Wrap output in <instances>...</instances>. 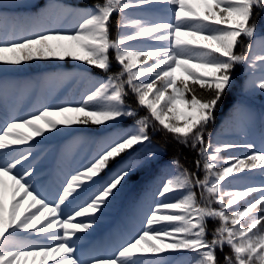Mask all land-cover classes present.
<instances>
[{"label": "snow or ice", "instance_id": "1", "mask_svg": "<svg viewBox=\"0 0 264 264\" xmlns=\"http://www.w3.org/2000/svg\"><path fill=\"white\" fill-rule=\"evenodd\" d=\"M7 6L21 5L18 0H7ZM144 6H162L152 10L170 11L171 19L130 15V9ZM114 13L121 19L114 25L116 36L112 38ZM262 14L264 0H102L89 12L60 9V16L77 18L70 31L33 30L11 40L0 36L2 66L70 58L109 73L113 60L118 65L81 103L44 106L0 125V264H27L28 257H32L31 264H47L49 258L55 264H165L163 253L186 255L184 264H264V186L230 190L221 183L245 168L264 170V150L257 151L253 144L214 146L210 136L205 138L236 65H246L252 88L264 92V45L256 43L255 22ZM133 41H141L142 46ZM245 41V51L237 54L236 47ZM177 70L185 77L179 82ZM130 94L136 108L125 103ZM138 108L144 110L143 116ZM125 118L133 120L131 127L103 142L51 200L34 185L35 169L27 163L31 147H14L29 145L36 137L47 138L46 132L58 134L63 131L61 126L115 129ZM150 130L195 151L196 170L182 169L174 160L176 171L156 192L159 202L145 214L141 230L111 256L81 259L75 241L82 237L77 233L94 227L96 214H102L115 197L118 186L131 174L132 164L121 166L106 180L104 171L114 160L149 143ZM241 147L247 155L229 156L231 166L218 171L221 152ZM257 191L258 196L245 200ZM176 193L180 195L173 198L171 194ZM85 195L83 203H77ZM26 201L30 203L24 208ZM238 201L244 203L233 208ZM257 205L261 207L253 213ZM149 254L156 258H148Z\"/></svg>", "mask_w": 264, "mask_h": 264}, {"label": "trees", "instance_id": "2", "mask_svg": "<svg viewBox=\"0 0 264 264\" xmlns=\"http://www.w3.org/2000/svg\"><path fill=\"white\" fill-rule=\"evenodd\" d=\"M18 2L21 5L20 7H10L7 6V0H2L3 6H0V18H2L0 19V32L7 30L8 26L13 24L16 27L22 26V28L27 29L29 23L37 21H45L51 28L70 31L77 22V18L60 16V9H68L73 12H89L95 4L102 2V0H18ZM154 7L160 8L162 6H144L143 8L130 9L129 12L130 15L140 16L145 20L171 19L172 13L170 11H153ZM113 17L110 36L115 38L114 25L121 17L116 13L113 14ZM2 21L7 26H1ZM255 22L257 25L256 43L257 45H264V14L259 15ZM182 38L188 39V37ZM130 43L142 46L141 41ZM155 43L164 42L157 41ZM245 47L246 41L240 43L235 49L236 53L240 54L245 51ZM109 55L111 57L113 54L110 52ZM149 63H151V60ZM25 65L27 67L24 68L23 72L15 73L19 78L13 80L12 84H8L4 80L5 77H0V96L3 91L11 92L12 95L21 92L24 97L26 96L24 98L26 106L33 101L34 97L38 96V93L42 95L45 89L51 91L53 95L58 93L59 99L70 98L71 100L67 104H79L95 84L118 70V65L114 60L109 73L90 67L81 61H73L70 58L64 61H33ZM143 66L142 64L139 65V67ZM176 75L178 82L179 79L185 78L180 70H177ZM258 75L259 72H257ZM141 79H147V77H141ZM188 83L191 85L192 82L189 80ZM20 85H24V87L18 88ZM193 87L198 88L199 86L193 85ZM186 95H189L190 98V94L186 93ZM125 103L129 107L136 108L131 94L125 97ZM137 111L139 116L145 114L142 108H138ZM173 123H177V121H173ZM179 123H182V121ZM132 124V119L125 118L115 129L108 128L106 125L61 126L63 131L58 134L46 132L45 136L47 138L36 137L29 145H18L22 147L21 149L31 147L32 156L27 163H30L35 169L34 185L37 191L42 190L44 195L49 191L52 184L65 171L69 162V155L73 156L72 160L79 155L92 158L103 142L114 136L117 131L129 129ZM20 131L31 134L26 128H22ZM149 134L151 136L149 143L137 146V150L133 151L131 155H124L114 160L104 171L103 176L106 180L113 176L121 166L126 163L132 164L131 174L118 186V191L114 190L116 191L115 197L110 198L111 202L103 209L102 214H96L98 220L94 227L89 229L88 232L77 233L82 237L81 240L75 242L78 248L76 253L78 256H88L93 251L103 247L107 248L110 245L112 247H109L107 253L113 255L116 249L128 239L126 235L130 234L135 227H142V219L144 218L142 210H144L146 198L148 200L152 195H155L165 179L174 174L176 171L173 165L174 160L179 161L182 169L196 170L197 153L190 147H185L156 130H150ZM209 136L214 146L224 143L253 144L257 151L264 150V92L252 88L250 71L246 65L238 64L234 67L231 84L226 88L215 109L214 120L205 131V138L207 139ZM36 141H39V143H36ZM72 149H74L73 152ZM148 154L154 155L145 159ZM246 155L247 150L242 147L222 151V159L217 162V170H222L224 163L230 162L228 160L229 156L244 158ZM81 167L83 166L74 165L72 173ZM245 170L263 181L258 183L257 187L264 186V174H262L264 170L247 168ZM200 176L203 178V172H200ZM229 181H231L230 176L226 177L225 181L221 183L227 185L230 190H237L230 186ZM171 195H173V198H177L180 193ZM258 195L259 192H252L249 197H245V200ZM84 199H86V195L79 197L77 203H83ZM243 203L244 201H238L237 205L232 207L238 208ZM213 206L216 207V205ZM260 207L261 205H257V209H253V213H256ZM249 215L251 216L252 213ZM76 219L86 218L77 217ZM168 223L170 222H161L162 225ZM241 223L243 224L244 221H241ZM27 235V233L21 234L22 238H27ZM90 243H92V247L89 250H84L83 245ZM119 243L120 245L115 249L116 244ZM160 255L165 258V264H184L188 259L186 255L180 253H163ZM148 258L156 257L149 254ZM36 259L39 261L40 258L37 257Z\"/></svg>", "mask_w": 264, "mask_h": 264}, {"label": "rangeland", "instance_id": "3", "mask_svg": "<svg viewBox=\"0 0 264 264\" xmlns=\"http://www.w3.org/2000/svg\"><path fill=\"white\" fill-rule=\"evenodd\" d=\"M31 31H33V29H31ZM8 36H10V35L8 34ZM14 38H16V36ZM27 65H29V64H27ZM27 65H25V64L19 65V66H2V65H0V74H3V75L7 74V75H10L9 78H12L13 77L12 76V72H15V71L23 72V70H25L24 68H26ZM5 99H6V97L4 96L2 98V100H1V102H0V117H3V114L5 112V105H6L5 104V102H6ZM17 99L19 100L20 98H17ZM10 105H14V104H10ZM19 106H20V104H18V107ZM15 111H16V109L14 108L7 115L8 116H13L15 114ZM217 166H218V164H217ZM225 166H231V162H225L223 167H225ZM230 177H232L230 186H232L233 188H235L234 185H236V186L245 185L251 180V178H249L247 176V172H245V171L234 172L233 175L230 176ZM5 179L7 180V178H5ZM239 181H241V182L239 184H237V182H239ZM252 181L255 182L254 179H252ZM8 183L10 184L11 182L8 181ZM60 186H61V184H59L58 189L60 188ZM244 190H247V189H244ZM26 203L27 202H25V204H24V208H27ZM23 210L24 209H21L22 212H23ZM49 218H51V217H49ZM21 264H25V262L21 261ZM27 264H31L29 257L27 258Z\"/></svg>", "mask_w": 264, "mask_h": 264}]
</instances>
